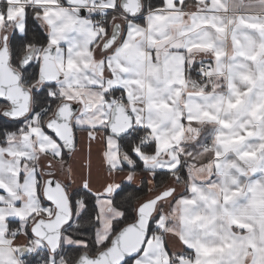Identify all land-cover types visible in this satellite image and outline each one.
<instances>
[{"label": "snow or ice", "instance_id": "snow-or-ice-1", "mask_svg": "<svg viewBox=\"0 0 264 264\" xmlns=\"http://www.w3.org/2000/svg\"><path fill=\"white\" fill-rule=\"evenodd\" d=\"M0 264H264V0H0Z\"/></svg>", "mask_w": 264, "mask_h": 264}]
</instances>
